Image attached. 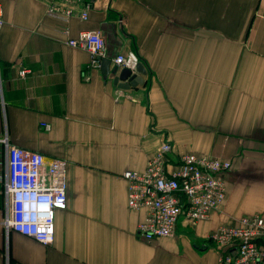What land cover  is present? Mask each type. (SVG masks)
I'll return each instance as SVG.
<instances>
[{
    "label": "crops",
    "instance_id": "0c3cea01",
    "mask_svg": "<svg viewBox=\"0 0 264 264\" xmlns=\"http://www.w3.org/2000/svg\"><path fill=\"white\" fill-rule=\"evenodd\" d=\"M46 2L0 0V264H218L209 233L264 217V0H53L56 16ZM95 29L109 69L137 53L141 83L116 85L68 44ZM163 142L172 160L229 159L226 194L208 217L182 215L173 235L146 239L122 172L142 171ZM4 143L67 162L50 244L3 225Z\"/></svg>",
    "mask_w": 264,
    "mask_h": 264
},
{
    "label": "built area",
    "instance_id": "2783aa9c",
    "mask_svg": "<svg viewBox=\"0 0 264 264\" xmlns=\"http://www.w3.org/2000/svg\"><path fill=\"white\" fill-rule=\"evenodd\" d=\"M46 3L48 12L58 15L53 0ZM62 13L68 18L72 11L66 8ZM1 16L0 5V26ZM80 17H87L86 10ZM67 42L88 51L91 64L99 65L105 50V39L99 29L81 31ZM138 61L135 51L117 53L113 58L115 65L132 72ZM19 73L24 75L26 70ZM4 147V188L9 209L3 225L6 231L50 244L54 238L55 212L65 209L67 204V162L52 158L46 163L40 152L5 143ZM169 153L171 145L163 142L142 171L122 172L128 183V207L145 211L137 232L146 239L173 235L182 215L192 223L208 217L226 194L224 173L230 167L229 160L193 152H183L172 160L167 156ZM208 239L219 249L218 264H264V217L258 213L241 216L237 225H219Z\"/></svg>",
    "mask_w": 264,
    "mask_h": 264
},
{
    "label": "water",
    "instance_id": "95a60500",
    "mask_svg": "<svg viewBox=\"0 0 264 264\" xmlns=\"http://www.w3.org/2000/svg\"><path fill=\"white\" fill-rule=\"evenodd\" d=\"M110 59L108 58H100V69L101 71L107 75L109 72L114 74L113 82L120 87H128L133 86L136 83H141L142 80L139 75L133 73L129 68L122 67L118 73L117 66H114L112 69H109ZM135 71L139 73H145V68L142 62L139 60L136 64Z\"/></svg>",
    "mask_w": 264,
    "mask_h": 264
},
{
    "label": "rangeland",
    "instance_id": "374dc122",
    "mask_svg": "<svg viewBox=\"0 0 264 264\" xmlns=\"http://www.w3.org/2000/svg\"><path fill=\"white\" fill-rule=\"evenodd\" d=\"M188 152H192V151H188ZM178 153V152H177ZM183 153V152H182ZM194 153V152H193ZM196 153V152H195ZM178 154H181V153H178ZM177 154V155H178ZM196 154H199V153H196ZM211 156H214V155H211ZM215 157H218V156H215ZM221 158V157H220ZM223 159H226V158H223ZM227 160H229V159H227ZM143 220V219H142ZM139 224V223H138ZM138 226V225H137Z\"/></svg>",
    "mask_w": 264,
    "mask_h": 264
}]
</instances>
